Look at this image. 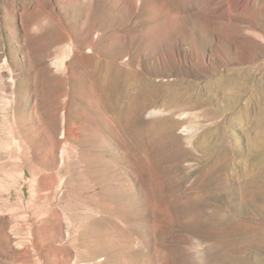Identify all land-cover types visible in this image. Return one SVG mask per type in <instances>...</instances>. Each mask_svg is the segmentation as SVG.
<instances>
[{
    "label": "rangeland",
    "instance_id": "1",
    "mask_svg": "<svg viewBox=\"0 0 264 264\" xmlns=\"http://www.w3.org/2000/svg\"><path fill=\"white\" fill-rule=\"evenodd\" d=\"M0 264H264V0H0Z\"/></svg>",
    "mask_w": 264,
    "mask_h": 264
},
{
    "label": "bare ground",
    "instance_id": "2",
    "mask_svg": "<svg viewBox=\"0 0 264 264\" xmlns=\"http://www.w3.org/2000/svg\"><path fill=\"white\" fill-rule=\"evenodd\" d=\"M222 79V78H221ZM228 79H230V78H228ZM229 81V80H228ZM226 82H227V80H226ZM228 83V82H227ZM217 89H222V88H225V89H227L226 87H228V86H225L224 85V83H223V80H217L215 83H212ZM225 86V87H224Z\"/></svg>",
    "mask_w": 264,
    "mask_h": 264
}]
</instances>
